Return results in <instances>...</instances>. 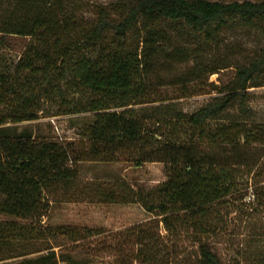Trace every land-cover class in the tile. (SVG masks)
<instances>
[{
  "label": "trees",
  "instance_id": "16d2710c",
  "mask_svg": "<svg viewBox=\"0 0 264 264\" xmlns=\"http://www.w3.org/2000/svg\"><path fill=\"white\" fill-rule=\"evenodd\" d=\"M114 1L115 8L101 6L96 19L77 25L56 12L57 0H0L8 8L0 14V34L29 39L15 67L0 70V215L15 218L0 222V264H94L80 247L101 238L98 249H107L105 229L41 219L52 196L76 183L81 162L122 157L136 166L165 164L167 179L154 189L123 182L119 192L94 191L102 201L139 203L157 216L118 233L136 246L132 264H170V237L186 233L198 237L201 264H225L214 242L219 226L233 212L264 217V119L252 103V89L264 88V0ZM240 29L255 31L259 42L217 95L184 114L172 99H154L148 79L158 43L173 41L170 32L197 46L196 64L183 79L188 86L208 84L222 65L202 61V50L221 47L226 33ZM130 38L142 40V49L125 48ZM181 56L191 55L177 47L166 59ZM53 101L62 114L94 115L82 138L63 144L5 127L39 119L43 104ZM232 108L238 117L225 118ZM243 178L249 195L237 191Z\"/></svg>",
  "mask_w": 264,
  "mask_h": 264
},
{
  "label": "rangeland",
  "instance_id": "374dc122",
  "mask_svg": "<svg viewBox=\"0 0 264 264\" xmlns=\"http://www.w3.org/2000/svg\"><path fill=\"white\" fill-rule=\"evenodd\" d=\"M224 1L242 2L246 0ZM114 3V0H57L56 12L77 25H87L97 18L101 6L112 9ZM14 8L15 6L10 7L9 13ZM5 9L8 8L1 5L0 14L6 15ZM169 35L173 39L172 43L166 44L163 40L158 43L161 46L154 56V71L148 81L154 86L152 89L155 91L154 99L161 97L172 99L178 104L176 109L182 111L183 114L193 112L217 95V87H221L233 78L236 63L245 61L253 55L259 42L258 34L253 30L240 29L226 33L225 42L221 47L202 50L199 56L202 61L218 59L223 65L219 64V72L209 77L208 84L196 80L187 86L183 83V79L196 64L197 46L175 32H170ZM1 37L4 39L2 40L3 47L0 49V70H12L24 52L29 39L18 35L2 36L0 34V39ZM141 43L142 40L130 38L124 47L135 51L138 47L142 49ZM177 47L183 54L189 53L191 56H181L174 61L166 59V55ZM92 53V51H87L85 54L88 56ZM211 83L214 86H211ZM179 97L182 98L178 100ZM252 97L256 117L264 119V88L252 89ZM70 99L73 101L72 96ZM154 105H159V103ZM62 113L64 112L60 108V102H45L39 119L9 123L5 127L12 132L28 130L36 138L69 144L84 136L82 128L86 123L91 122L94 116L92 113L69 115ZM237 117L236 108H232L225 116L230 119ZM78 171L76 183L71 188L61 187L52 196L51 208L48 215L41 218L42 222L52 225L105 229L108 231L107 249H98V243H100L98 240L101 239L99 238L92 240L94 244L91 247L86 245V247H80L82 248L80 250L90 253L94 264H132L130 255L136 250V246L132 242H126L128 235H118V233L157 219V216L155 213L146 211L139 203L102 201L100 196H95L94 191L100 187L105 191L119 192L121 189L118 185L123 182L137 191L154 189L167 179L165 164L151 161L136 166L120 157L119 161L114 162H81L78 164ZM245 178L239 181L241 185L238 186L237 191L249 195L251 188H246ZM246 199L249 200V196H246ZM245 214V212L241 215L239 212L238 214L231 213L229 218L225 219L226 224L219 226V234L214 238L216 251L225 264H264V217L257 220L254 216L243 217ZM10 221H15V218L0 215V222ZM160 229L163 235L168 234L162 223ZM170 238L172 241L170 243L172 250L169 252L170 264H201L196 242L198 237L186 233L176 234ZM37 246L42 245L37 244ZM25 250L29 249L25 248ZM133 264L138 263L133 261ZM158 264L167 263L162 260Z\"/></svg>",
  "mask_w": 264,
  "mask_h": 264
}]
</instances>
